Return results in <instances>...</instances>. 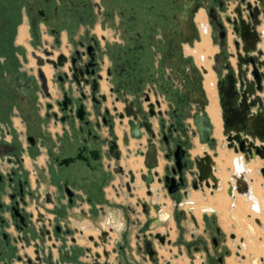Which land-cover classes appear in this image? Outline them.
Returning <instances> with one entry per match:
<instances>
[{
	"label": "flooded vegetation",
	"instance_id": "1",
	"mask_svg": "<svg viewBox=\"0 0 264 264\" xmlns=\"http://www.w3.org/2000/svg\"><path fill=\"white\" fill-rule=\"evenodd\" d=\"M207 1L215 6L216 3L219 5L227 0ZM5 2L6 0H1V9L4 8L3 13H6L8 22L15 17L13 23L15 21L19 23L25 9L29 20L34 25V33L40 37L42 32L40 26L43 23L52 37V44L46 49L50 51V55L36 56L44 60V64L39 65L38 73L39 70L43 71L42 68L45 65L52 67L51 85L45 74L50 96L44 94L47 98H52L47 102L46 118H53L56 123H61L63 132L53 134L49 128L40 127L39 112L33 110L32 106L24 115L27 125L25 140L28 142V149L24 147L18 136L11 135V139L0 138V264H6L14 258L18 259L20 264L23 260L25 264H38L40 259L45 258H49V264H58V260L52 261L53 248L58 249L60 256L63 257L64 253H68L70 236L73 237L75 258L76 253L78 255L85 253L87 249L76 244L81 238L83 229L80 230V238L74 237L77 230L67 221L71 215L75 214L76 209H79L82 215L85 203L92 206L90 213L96 216L94 209L102 204L105 186L110 180L111 166L106 162V158H115L117 162L114 169L125 173L123 166L120 165L122 150L119 141L122 140L124 146V131H129L128 122L127 124L124 122L122 126L117 123L114 128H111L109 117L105 118L102 114H96L92 100L83 99V91L91 92L94 84L100 87L99 92L102 95H108V101L105 104L111 108L112 105L109 104H112L120 92L126 93L128 104L141 100L140 104H143L146 110H148V104H161L162 107V104L175 102L181 105L184 98L179 94L180 87L171 81L173 89L169 90L167 82L168 78H171L173 67L178 68L175 62L174 66L171 65L175 58H182L189 63L194 60L193 54L180 52L178 44L189 39L191 47L194 46L193 41L199 39L201 34L196 25L195 7L197 8L196 5L202 1L34 0L33 3L25 5L26 0H15V7L12 9ZM250 8L253 12L252 17L242 21L240 35L243 39L241 48L245 46L252 52L250 49L259 39L256 24L261 27L264 23L263 9L258 2L253 4L252 0ZM208 15L212 27H217V33L212 36L213 42L219 44L221 49L215 56L211 70L218 76L222 73L227 76L230 57L222 49L228 46L233 36L231 31L227 35L219 30L215 12L210 14L209 11ZM100 16L115 22L114 26L109 27L107 34L98 35L94 31ZM64 33L72 46L70 51H64V47L66 48ZM190 47L186 48L190 49ZM60 55L65 57L64 64L56 68L54 63L58 62ZM204 58L205 56L202 55L201 61H204ZM197 67L204 77L203 70H207L204 67ZM168 68L171 72L167 74ZM93 77L96 78V83L87 82ZM40 80V87L43 90V81L41 78ZM216 86L221 98L223 131L232 134L239 131L243 135L247 133L246 138L251 139L256 119L255 108L248 111V102L239 104L241 97L234 94V104H238V108L234 109L230 104L233 92L226 82L221 79ZM51 89L58 92L55 99ZM110 89L114 92L111 93ZM66 93L74 101L68 103V109L64 110L63 102ZM146 96H149L150 100H146ZM262 96L264 97V93ZM97 99L102 101L100 97ZM82 103L86 105L87 110L91 111L84 121L76 117L78 104ZM118 103H123L125 106L123 100L116 102ZM161 107L156 105L155 110L158 112L162 110ZM162 111L163 116L156 115L151 119L158 120L159 129L156 130L155 126L153 127L154 137L142 128L144 135L147 134L152 139L158 138L160 150L164 151L165 158L170 161V164L165 166L164 175L159 176L160 180L167 174V167L175 166L173 152L179 144L189 152L188 142L183 138L182 110L177 106L175 108L169 106L168 110ZM126 118L125 116L124 120ZM105 119L109 123L106 124ZM118 125L124 127L122 134ZM203 125L202 121L201 126ZM104 128L108 129V136L103 135ZM213 128L212 124L211 137H213L212 133L214 135ZM40 130L42 136L38 137L35 133ZM8 133L10 134V131ZM29 137H32V140ZM214 137L217 139L215 135ZM40 147H45L47 161L32 179V173L25 166L22 152L27 149L30 157L37 158ZM136 151L131 150V154H136ZM145 153L144 151V155ZM168 154H170L169 158H167ZM202 161L201 171L197 168L196 171L205 178L206 170L202 167ZM128 177H130L129 174ZM39 203L45 206L49 215L37 210L36 206ZM48 204L51 206L48 207ZM73 209L74 212H72ZM208 220L209 224L205 221L206 232L210 229L211 222L216 223L214 218L211 220L208 218ZM220 233L217 230V235L212 236V242L216 248H218ZM90 237H94L97 241L95 236ZM137 237L140 242L143 241V252L149 255V258H155L158 254L155 239L153 249L156 253L150 255L145 241L151 237L141 232ZM53 240L55 241L53 244H47ZM32 245L33 256L26 250ZM24 252L27 256L22 257Z\"/></svg>",
	"mask_w": 264,
	"mask_h": 264
},
{
	"label": "rangeland",
	"instance_id": "2",
	"mask_svg": "<svg viewBox=\"0 0 264 264\" xmlns=\"http://www.w3.org/2000/svg\"><path fill=\"white\" fill-rule=\"evenodd\" d=\"M99 1V0H97ZM122 1V0H121ZM202 2L197 4V8L195 7L196 11V25L200 32L199 39H195L193 42L196 44V46H199V42L203 41V35H206L203 33V27H206V31L208 32L207 38L208 43H212L211 37L217 33V30L213 28L212 24L209 20V11H211L212 4L206 0H201ZM241 0H227L225 3L229 2L232 6H235L236 3H239ZM252 1V0H249ZM34 0H26L27 4L33 3ZM258 4L263 9V16L262 20L264 23V4L263 0H257ZM1 0H0V138L9 139L11 135L18 136L19 139H21L22 143L24 144V147L28 149V142L25 140V112L30 109V107L33 106V110L39 112V125L43 129L48 128V125L53 121V118L49 120L46 118V112H47V102L51 99L47 98L44 94L43 90H41L40 87V77L38 73V62L36 55H41L43 57L46 56L45 51L46 49L50 48L49 45L52 44V37L49 35L46 25L41 23L40 30L42 31L40 34V37L38 34L34 33V25L29 20L27 13L25 9H23L22 13V20L19 23H13L15 20V17L11 18L10 22L7 21V15L6 13H3V9H1ZM123 4V2H122ZM212 5V6H211ZM24 6V4H23ZM215 8L217 10V13L222 14L223 9L219 7V5L216 3ZM232 8V7H231ZM202 17V19L198 20V17ZM205 16V17H204ZM24 22V24H23ZM26 23V24H25ZM207 24V25H206ZM23 25V26H22ZM115 22L108 21L105 16H100L99 20L96 22V26L94 28V31L98 33V35L101 34H107V30L109 27L114 26ZM26 27L28 31H26V36L23 39V41L19 40V32L20 27ZM28 26V27H27ZM264 24L261 27H257L258 32L263 33L262 39H264V32L261 30L263 28ZM29 33V35H28ZM35 35L37 37H35ZM118 36V35H117ZM64 42L65 46L64 51H70L72 49V46L67 40V35L64 33ZM118 38V37H117ZM113 39V38H112ZM110 39V41L112 40ZM22 42V43H21ZM190 40L186 39L182 41V44L179 45V51L183 54H185L187 51L186 47H190ZM233 42V38H232ZM234 44V42H233ZM219 45V44H217ZM196 46H191L190 49L197 50L198 48ZM220 46V45H219ZM235 46V45H234ZM228 47V46H227ZM262 50H264V46L261 47ZM223 52L228 53L231 57H235L238 53V51L229 52L227 48L222 49ZM239 53L242 54V52L239 50ZM197 61L198 66L204 65L207 58L205 56L204 61H201V56L199 59H197V53H194ZM202 54V52H201ZM261 60H264V54L260 58ZM237 63L235 62L234 67L237 68ZM48 66V65H45ZM210 66V65H209ZM51 69V74L48 77L51 83V76L53 75L52 67L48 66ZM224 78L223 73L221 76L216 75L215 78V89L217 82ZM168 78V89L171 90L172 83L171 80ZM205 80V78H203ZM217 81V82H216ZM172 85H171V84ZM52 87V86H51ZM173 89V88H172ZM52 90V89H51ZM218 92V90H217ZM216 92V95H217ZM52 93L55 94L58 92H54L52 90ZM219 94L217 96V99L219 101ZM54 99V98H53ZM188 105L185 106V109L182 113V124H183V133L186 135L185 139L188 142L189 145V151L192 150V153L195 151L196 148H194L193 145V139L191 136H189L191 133L188 131V128L185 126V121H187L188 118H191V113L193 106L192 104H184ZM220 105V104H218ZM168 106L173 107V104H168ZM167 106V107H168ZM204 107V106H203ZM169 109V108H168ZM167 109V110H168ZM171 116V115H170ZM167 120H169V116H167ZM10 131V134L8 133ZM41 130L35 134L39 136H42ZM189 134V135H188ZM22 135V136H21ZM21 136V137H20ZM151 137L149 136V139ZM11 139V138H10ZM152 140V145H155L156 142ZM218 142L215 144V147L217 148V153L219 156V153L221 150L230 151L226 145V138L223 137V139H217ZM196 144H199V141H195ZM206 145V144H205ZM225 147H224V146ZM157 146V144H156ZM158 147V146H157ZM207 147V145H206ZM41 150L37 154V158H42L44 155H47L45 151V147H40ZM202 148V147H201ZM25 149L24 151H26ZM203 149V148H202ZM208 149V147H207ZM204 150V149H203ZM234 150L230 151L233 153ZM190 152L192 158L194 156ZM240 154V153H239ZM201 156H204L203 152L200 154ZM210 155L214 159L212 163V172L217 175L218 181L217 184L219 185L218 189H211L205 186L204 189L199 188V192H194V189L191 187V180L192 176L188 174V180L189 184L188 187H190V190L194 195L201 196V198L192 199V200H186L184 195V192L179 193V195L175 199H169L167 204H160L158 206V209L155 210V213L157 214L154 218H152L150 221H146L144 227L142 229H139L137 224L134 222L136 215L132 213L131 208L128 207L127 201L124 203L115 202L114 200H120L118 198L124 197L125 200L127 196H131V191H129L126 187V175L124 173H117L116 171H110L111 172V179L109 180V183L105 186L107 196L110 198H105L103 200L102 205V217L105 218L107 215H109V212L112 211L113 215L111 217L112 225L114 222V219L117 217H123V228H116L113 230L112 225L111 226H103L96 224L95 221H92L93 225H96L98 228L97 230H91L87 233L94 235H97V233L93 231H97L99 234L97 236V241L100 242L99 237L101 236L102 230L109 231H115L116 234H118L119 240L114 243V239H108L105 243H100L98 247H95L92 245L91 248L92 253L93 252H99L101 254L100 261L102 262H110V263H120V264H167L169 261L170 264H256L255 259L257 258V261L259 264H264V255L261 257L258 256V252L256 253L257 246L262 247V252H264V177L260 172V168L256 169V162L253 161L250 165L246 166L244 160H241L239 158H236L240 155H235V152L233 153V164H230L231 168L228 177V186L230 183L235 184V179L233 178V175L236 174L239 176V174L246 171L248 173V180L252 185L257 183L259 185L261 194L260 196H257V199H246V206L244 211H240L236 213L235 207L232 206L231 212L229 213V218L231 222H226L225 219H222L224 216V212L221 209H218L216 207V203L212 204V196L218 194L221 190L222 186V172L221 167L217 164L215 161L218 159V157H213V152L210 150ZM236 156V157H235ZM45 157V156H44ZM241 157H244V154H241ZM1 159V155H0ZM249 159V158H248ZM128 160H124L122 162V166L125 170V172L128 173V170H130L127 166ZM170 162V161H169ZM168 162V163H169ZM203 162V161H202ZM35 166V172H39L40 169L39 165H36L37 163H33ZM195 169V167L193 168ZM114 172V173H113ZM116 172V173H115ZM256 172V173H255ZM258 175V176H257ZM129 181V180H128ZM149 181V179H148ZM209 183L212 184V179L208 177ZM141 180L137 182L136 184L140 185ZM165 185V184H164ZM166 187V186H165ZM228 190V189H227ZM142 189H139L136 194L141 195L140 192ZM214 192V193H212ZM207 193L208 197H204L203 194ZM224 193V192H223ZM225 195L230 197L234 200V197L230 196L228 194V191H226ZM239 195V194H238ZM105 196V195H104ZM133 196V195H132ZM147 197V194H145ZM248 197V196H247ZM248 200V201H247ZM111 201V202H110ZM193 201V202H192ZM165 207L167 208L165 210ZM37 210L42 212L45 215H49L50 213L45 209V206L42 203H39L36 206ZM190 208V209H189ZM141 210L140 218L142 220H146L145 214L142 212V208L139 207ZM74 212V209L72 210ZM71 212V213H72ZM98 213V214H97ZM96 216L99 217V213L97 212ZM119 213V215H118ZM166 213V215L164 214ZM76 214V213H75ZM192 215L196 218L198 222V227L195 225ZM208 216V218L211 220L215 218V224L211 222L210 229L206 232V222L204 217ZM76 221L75 216L71 215L68 219L67 223L70 224L72 228H75L76 230H81V225H84L83 218L78 216L76 214ZM259 218L260 221L257 219ZM257 219V220H256ZM90 222V221H88ZM260 224H259V223ZM116 224V223H115ZM255 226V229H251L249 225ZM147 227H152L153 233L163 232V234L168 233L167 237L172 239V244L168 245L167 243L165 245H161L157 239H155L156 247L163 246L160 250V253L158 251V254L155 258L151 259L149 258V255L145 254L142 250L143 248V241L140 243L137 242L138 239L135 236V232L139 230L141 233H145L147 230ZM109 227V228H108ZM107 228V229H106ZM217 228L220 229V236H219V244L218 248H216L212 242V236L217 235ZM94 229V228H93ZM260 229V232H259ZM76 231V232H78ZM174 232V233H173ZM169 234H172L171 237ZM232 234H234V238H232ZM149 236V234H147ZM173 237V238H172ZM170 239V240H171ZM158 243V244H157ZM94 244V243H93ZM88 245V244H87ZM121 245L123 248L121 249ZM94 248L96 249H93ZM140 246V247H139ZM238 246L240 248H238ZM29 248V247H28ZM104 250H107L109 252L108 258L104 254ZM236 252L240 253V256L236 254ZM250 252V253H249ZM178 255L177 258L175 255ZM264 254V253H263ZM27 256V253L24 252L22 254V257ZM76 258L70 259V261L66 260V262H63L62 257L60 259V262L58 264H92L93 258L90 254H87V252H83L82 254L76 253ZM81 256L84 257V261L80 259ZM241 256H245V258H241ZM18 259H12L9 260L6 264H15ZM23 263L26 262L23 260ZM21 263V264H23ZM38 264H49V258L40 259Z\"/></svg>",
	"mask_w": 264,
	"mask_h": 264
},
{
	"label": "water",
	"instance_id": "3",
	"mask_svg": "<svg viewBox=\"0 0 264 264\" xmlns=\"http://www.w3.org/2000/svg\"><path fill=\"white\" fill-rule=\"evenodd\" d=\"M257 0H253V4L256 3ZM250 4H252V1L249 0H241L239 3H236L234 7H232L231 3H220L219 7L223 9V13H217V10L215 6L211 8L210 14L212 12L216 13V21L218 22V28L222 32H225L227 35L231 31V35L234 37V45L236 48V51L238 53L237 56V68L232 65L230 61L228 65V75L224 76L223 81L226 82L228 85V88L233 92V96L231 98L230 104H232L234 109L238 108V104H234L235 101L233 100L234 94L239 95L241 97L239 104L241 102H248L249 107L248 111L250 109L256 108V119L254 122V131L252 133V138L248 139L246 138V135L241 134V132H235V133H226V131H223V134L226 136V139L228 141V147L233 148L236 153L242 152L245 155L246 161L251 159H255L257 156H259L261 159L264 160V97L261 95L264 93V60H261V56L264 54V51L258 46V44L262 41L263 33L259 32L258 36L259 39H257L256 45L251 48L252 52L248 51L245 46H242L241 48V41L243 39L240 35V26L242 21L245 18L252 17V10L250 8ZM232 7V8H231ZM212 16V15H211ZM259 26V24H256V28ZM217 29V27L215 28ZM243 51L242 54L239 53V50ZM46 55H50V51H45ZM37 57L38 65L44 64V60L39 57ZM79 57V56H78ZM80 58V57H79ZM64 55H60L58 58V62L54 63L55 67L58 66L61 67L64 64ZM50 62V61H49ZM109 76V74H108ZM39 77L43 81V90L44 93L47 96H50V93L48 91V85L47 80L44 72L42 70H39ZM98 78H100L98 76ZM92 81L93 83H96V78H91V80H87V82ZM100 87H96L94 84L91 88V92L87 93L83 91L82 96L83 99H91L94 103L93 109L95 110L96 114H102L104 117H109L110 127L114 128V125L117 124V119L119 121V124L122 126L124 125V118L125 116L129 119L128 125H129V131H124V138L123 143L124 146L128 149V154L130 156L131 150L128 148L130 145V139H141L144 135V132L142 128L146 129V132H148L152 137H154V123L151 120L153 117L157 116H163L164 112L162 110H159L158 112L155 110V106L161 107V104H148V110L144 108L143 104H140L141 100L133 101L132 104H128V99L126 96V93H119L118 96H116L112 102V108L108 106V95H102L100 92ZM110 92L113 93L114 90L110 89ZM99 93V94H97ZM260 93V94H259ZM98 95V96H97ZM112 96V95H111ZM97 97H100L102 101L98 100ZM122 97V98H121ZM78 98H76L77 100ZM223 99V98H222ZM229 99V97H228ZM123 100L125 102V106L122 110H120L116 104V102ZM146 100H150L149 96H146ZM74 99L70 98L68 94L65 95V100L63 102L64 110L68 109L69 104L73 103ZM104 103V104H102ZM71 105V104H70ZM224 104H222L223 106ZM168 113V111L166 112ZM91 111L86 109V105L84 103L78 104L77 108V118H79L81 121H84L86 119L85 117L87 115H90ZM194 123L196 124L198 131L200 133L201 141L202 142H208L215 146L216 139L214 137H211L212 132V125L210 122V119L206 115H199V113H196L193 116ZM203 121V126H201V123ZM92 122L91 120L89 121ZM87 122V123H89ZM108 120L105 119V123H109ZM163 122V121H162ZM185 126L187 128H191L192 126L189 123H185ZM203 127V128H202ZM196 135V132H194V136ZM30 140H32V137H29ZM257 140L260 142L257 143ZM213 157H217L218 153L217 151H212ZM141 154L144 155V151L142 148L138 149L136 151V155ZM204 156H196L192 158L190 152H187L186 149L182 148V145L179 144L176 148V150L173 152L174 158H175V166L173 167H167L166 172L167 174L163 177V181L168 192L172 195L181 192V188L188 187L189 180H188V174L192 176L191 185L194 189L203 188L204 184L206 187L211 188L213 190L218 189L219 185L212 179V174L210 178L212 179V184L209 183L208 178H202L200 172L196 171V168L201 171L200 163L204 158H207L208 156L211 157L210 152L208 150H205L203 152ZM249 156V159H248ZM170 157V154L167 155V158ZM67 162V159L65 160ZM195 167V169H193ZM171 171V173H170ZM260 172L264 177V164L260 168ZM128 174L130 176L129 181L126 183V187L129 191H132L134 183L136 182L135 174L132 170L128 171ZM158 175V174H157ZM238 177H240L243 182L245 180V183L248 185V182L245 177V173L239 174V176L236 174L233 175V178L236 180L235 184L230 183V188L228 190L229 193H232L233 190H235L238 186ZM250 191V186H247ZM184 190V195H188V190ZM214 193V192H212ZM151 194V192H150ZM145 212L148 211V205L143 204ZM192 219L195 223V225L198 227V222L194 215H192ZM205 221L209 224L208 216L204 217ZM214 221L215 218H214ZM259 223V222H258ZM260 224V223H259ZM217 230L220 232V229L217 228ZM109 231L102 230L101 236L99 237L100 242L96 241L94 237H90V240L93 241L94 246L98 247L100 243H105L106 240L109 238ZM149 236L150 239H147L146 242V248L150 255H153L156 253V250L154 251L153 246L155 247V244L153 242L154 239H157L161 245L172 244V240L167 239L166 234L162 233H156L153 234L150 233ZM232 238H234V234L231 235ZM238 248H240L238 246ZM85 252L87 254H90L93 258L92 264H112L110 262H102L101 254L99 252L92 253L91 248L85 249ZM105 256L108 258L109 252L107 250H104ZM237 255L240 256V253L237 252ZM242 258H245V256H241ZM115 264V263H113Z\"/></svg>",
	"mask_w": 264,
	"mask_h": 264
},
{
	"label": "crops",
	"instance_id": "4",
	"mask_svg": "<svg viewBox=\"0 0 264 264\" xmlns=\"http://www.w3.org/2000/svg\"><path fill=\"white\" fill-rule=\"evenodd\" d=\"M232 7H234V6H232ZM261 30L264 32L263 29H261ZM211 39H212V37H211ZM199 44H201V41L199 42ZM194 46H196V44H194ZM258 46L260 48L264 46V39H262V41L258 44ZM196 47H198V46H196ZM226 48L228 49L229 52H234L236 50L232 40L229 41L228 47H226ZM203 49L207 51L206 52V54H207L206 58H208L207 61H209L210 68H211V67L214 66L215 56L220 53V50H221L220 46L215 44L213 42V39H212V43L210 44V46L203 47ZM241 52L243 53L242 49H241ZM234 56L235 57H231L229 55V57H230L229 61L232 63L233 66L235 65V62H237V56L236 55H234ZM193 58H194V60L191 63L185 62V60H183L182 58L181 59L180 58H175L174 61H172L171 65L174 66V62H175V64L178 66V68H174L173 67V71H172L173 73H172L170 79H171V81L174 84H176L178 87H180L179 88L180 89L179 90V94H180V96H183V98H184L183 102L181 103V105L180 104H176L174 102L173 103V107L174 108L176 106L179 107L182 110V113H183V111L185 109V106L186 107L188 106V105H184V104H192V106H193L192 113H191L192 114L191 118H188L187 121H185V122L191 124V126H192V129L188 128V131L191 133L190 135L189 134L188 135L191 136V138L194 141L193 142L194 148H197L198 146H200V147H202L204 149V150L202 149L201 152L196 153V154L192 153V150L189 151V152L192 153V155L194 157H196V156H199L205 150H208L209 152L211 150V152H212V151H217V148L214 145H212V144H210L208 142H202L201 141L200 133L198 131V128H197L196 124L194 123L193 116L196 113H199V115H201V116H203V115L208 116V118L210 119L211 125L213 124L209 114L207 113V106H208V104H210V95H209V92H208V90H207V88L205 86V80L203 79L204 77L201 74V72L198 70L196 57L194 55H193ZM169 71L171 72V69L168 68L167 69V74L169 73ZM104 74H105V72H104ZM214 74H215V78H216V73L214 72ZM224 74H225V71H224ZM107 91H108V87H107ZM216 92H217V89H216ZM54 95H55V97H54V99H55L56 98V94H54ZM216 96H218V92H217ZM218 98H219V101L217 99L218 104L221 105V98L220 97H218ZM110 102H111V100H110ZM109 105H111V104H109ZM117 106H118L119 109H122V107L124 105H123V103H118ZM167 106H168V104H162V107H161L162 110H167L169 108V106L168 107ZM49 120H51V118ZM153 121H154L155 129L158 130L159 129L158 128L159 127L158 126V120L156 118H154ZM124 122H125V124H127L128 118H126L124 120ZM117 123H119L118 120H117ZM48 128L52 131L53 134L62 133L63 132L61 123H56L54 119L48 125ZM123 128L124 127L119 126V131H120L121 134L123 132L122 131ZM26 129H27V125L25 123V130ZM194 132H196L195 136H194ZM213 132H214V128H213ZM117 133L119 134L118 130H117ZM25 134H26V131H25ZM222 134H223V132H222ZM103 135L104 136H108L109 135L107 128L103 129ZM212 136L214 137L213 133H212ZM185 137H186V135L183 134V138H185ZM223 137L226 138V136L224 134H223ZM10 138H12V136H10ZM196 140L199 141L200 145L195 143ZM153 141L156 142L158 147L156 146V144L152 145V141L149 139V135H147V134H145L141 139L131 138L130 145H129L128 148L130 150H133V152L135 150H138V148H142L146 153H145V155H136L135 153H132V154H130V156H129L128 151H127L128 149L123 146L122 140L119 141V144H120L121 150H122V158H121V161H120V165H122V162L124 160H129L131 158L140 157V158H142V161H143V164H142L143 166L138 169V173L134 172V170H132L133 173L135 174L136 180H137V178L141 180L140 185L139 184L137 185L136 182L134 183V185H132L133 189L130 192L131 196H127L126 197L127 200H125L124 197L118 198L120 200H114L115 202H119V203H124L125 201H127L128 207L131 208L132 213H134V215H136V217H137V218H135L134 222L137 224L139 229H142V227H144L146 221H150L152 218H154L157 215L155 213V210L158 209V206L160 204H162L164 202H165L164 204H167L168 198L176 200V197L179 195V193H182L185 190V189L181 190V192H179L178 194L172 195V194H170L168 192L167 188L164 185V182L160 181V177L159 176L164 175L165 166L170 164V162L165 158L164 151L160 150L159 143H158V138L153 139ZM216 141L218 142L217 139H216ZM224 143H226V145L228 147L227 139H226V142H224ZM257 143L259 144L260 142L257 140ZM205 144L207 145L208 149H207ZM228 149L230 151L234 150L233 148H229V147H228ZM234 152L235 151H233V153ZM236 154L240 155L238 157L235 156L236 158H239L240 161L244 160L245 155H244V157H241V154H243L242 152H238V153L235 152V155ZM22 155L24 157L25 166L31 171L32 179H33L35 177L34 174L37 173V172H35L36 169L33 168L35 166L33 163H37L36 165L40 164L39 167H41V165L45 166V163L47 161V155H44L45 157L43 156L42 158H38L37 160L34 159V157H30L29 154L27 153V150L23 151ZM253 161H255L256 164L259 163L258 165H256L255 171H257L258 168H260L264 164V160L261 159L259 156H257L255 159H251L250 158V160H248V161H246V159L244 160L246 166L250 165ZM106 162H108L110 164V166H111V169L109 170V174L111 175L110 171H116L114 169V165H115V163L117 161L113 157H108V158H106ZM228 170L230 171L231 168H228ZM117 173H120V172H117ZM244 173H245L246 179L248 180V178H247L248 173L246 171H244ZM124 174L126 175L125 179L128 182L130 177H128L127 172H125ZM110 179H111V177H110ZM148 179H149V181H148ZM139 189H142L144 191L143 195L136 194ZM186 190H188V195L185 196L186 200H192V197H193L194 194L190 190V187H187ZM198 190L199 189H197V190L194 189V192H199ZM105 191H106V189H105ZM201 191H202V189H201ZM150 192H151V194H150ZM145 194H147V197L145 196ZM104 195H105L104 196L105 198L110 199L107 196L106 193ZM203 196L204 197H208V194L204 193ZM210 196H212V198H214L215 197V193H214V195L212 194ZM199 198H201V196H198V199ZM143 204H147L148 205V211L147 212H145ZM102 205H103V201H102V204H99L98 207L96 209H94L95 210V214L97 212H100L99 215H98L99 216L98 218H97V216H94L93 214L90 213V210H91V207H92L90 204H87V203L84 204V206H83V210L84 211H83L82 215L79 213L80 210L76 209L77 211L75 213L78 216L82 217L83 221H84V223H83L84 225H81V227H80L81 229H83L82 235L80 234V230L79 231L77 230L78 232H76L74 234V237H77V238H80V235H81V238L78 239L77 243H76L79 246L88 248V247H92V245H94L93 242H91L89 240V237L92 234L87 233L88 231L91 232V230H97L98 231L97 226L93 225L92 221H95L96 224L98 223L97 221H99L101 223L103 222V224H104L103 226H111L112 225L111 222H112L113 218L111 219V217L113 215L112 214L113 212L110 211L109 215H107L105 218H103L102 217V213H101ZM47 206L50 207L51 204H48ZM139 207L142 208V212L145 214L146 220L145 219L142 220L140 218L141 210L139 209ZM76 214H73V216H75V220L74 221H76V219H77L76 218ZM118 215H119V213H118ZM88 221H90V222H88ZM123 226H124L123 217L122 218L121 217H117V218L114 219V222H113V225H112L113 230L116 229V228L117 229L118 228L121 229V228H123ZM146 227H147V225H146ZM151 228L152 227H149V228L147 227L146 228L147 230L145 231V233L146 234H150L151 232H153ZM97 231H93V232L97 233V235H94L96 238H97V236L99 234ZM138 233H139V230L135 232V236H136L137 239H138V237H137ZM141 234H143V233H141ZM108 239H111V240L114 239V243H115V242H117L119 240L118 234H116L115 231H110ZM72 241H73V237L70 236L69 240H68V247H67L68 248V253L67 252L64 253V256L62 257L63 262H66V260L70 261V259L75 258L74 249H73L74 243ZM54 242H55L54 240L53 241H49L47 244L48 245L49 244H53ZM137 242L140 243L139 239H138ZM93 249H96V248H94V246H93ZM26 250L30 253L31 256L34 255L33 245L30 246L29 248H27ZM256 253L258 254L259 257L264 255L263 254L264 252H262L261 245L257 246ZM84 257L85 256H81L80 259L82 261H84ZM60 259H61V256L59 254L58 249L53 248L52 261L58 260L60 262ZM261 259H263V258L261 257ZM15 264H20V263L18 261H16Z\"/></svg>",
	"mask_w": 264,
	"mask_h": 264
},
{
	"label": "bare ground",
	"instance_id": "5",
	"mask_svg": "<svg viewBox=\"0 0 264 264\" xmlns=\"http://www.w3.org/2000/svg\"><path fill=\"white\" fill-rule=\"evenodd\" d=\"M263 4H264V0H263ZM199 19H202V17L201 16L198 17V20ZM23 24H24V22H23ZM263 28H264V26H263ZM26 31H28V30L26 29L25 26L24 27H20V32H19V40L20 41H23V39L25 38V36L27 34ZM203 33L206 34V35H203L204 39L201 42V44H199V46L197 47L198 48L197 50H193L192 51L191 49L187 48V51H188L187 53H190V54H193V55H195L194 53H197V59H199L201 55L207 56V54H206L207 51L204 50L203 47H208L211 44V43L210 44L208 43V38H207L208 32L206 31V27H203ZM28 35H29V33H28ZM201 52H202V54H201ZM207 60H208V58H207ZM207 60L204 63V65L201 64L202 67H204L207 70L206 73L204 74L205 86H206V88H207V90L209 92V95H210V104H208V106H207V113L209 114V116H210V118L212 120V123L214 125V135L217 137V139H223L221 108H220V105H218L217 96H216V89H215V74L211 70V68L209 66L210 65L209 61H207ZM42 69L44 71V74H46V76L49 77L50 74H51V69L48 66H44ZM201 150H202V148L200 146H198L193 153H195V154L199 153V152H201ZM233 158L234 157H233V153L232 152L226 151V150H221L220 153H219L218 159L215 160L217 162V164L221 167V172L223 174H222V186L220 187L221 191L218 194H216L214 199H212V204L216 203V207L218 209H221L224 212V216H223L222 219H225V221L229 222V223L231 222V220L229 218V213L231 212L232 206L235 207L236 213H238L240 211L243 212L245 207H247L246 204H245L246 199L247 198H248V200L249 199H257V196L258 195L260 196V194H261L260 187H259V185H257V183L252 185L250 183V181L246 179L247 182H248V185H247L245 183V180L243 182V180L240 177H238V180H237L238 186H237V188L235 190H233L232 193L228 192V194L230 196H232V198L234 197V200L231 199L230 197H228L227 195H225L226 191H228L229 188H230V185L228 186V184H227L228 183V177H229V173H228L229 170L227 171V167H230V164H233V161H232ZM248 158H249V156H248ZM213 160L214 159L212 157H210V156H208L207 158H204L203 162H202V167L204 168V170H206L205 178H208V177L210 178L209 174L210 175L212 174V179L217 183L218 177H217L216 174H214L212 172ZM142 164H143V161H142V158H140V157L131 158L127 162L128 168L130 170H134V172H137V173H138V169L143 166ZM138 181H140V179L137 178V182ZM247 186H250L251 191H250V189ZM140 194L143 195L144 191L142 190L140 192ZM194 198L197 199L198 198V194L197 195H193L192 199H194ZM166 209L167 208L165 207V210ZM164 214L166 215V213H164ZM257 219L260 221L259 218H257ZM98 225H102V224L99 222ZM249 226H250L251 229H255V226H252L251 224ZM259 232H260V229H259ZM158 233H162L163 234V232H158ZM167 235H168V233H167ZM169 235L171 237L172 234H169ZM167 239H171V238H169V236H168ZM162 247L163 246L156 247L157 250L159 251V253H160V250H161ZM93 253H95V252H93ZM255 263L259 264L258 261H257V258L255 259Z\"/></svg>",
	"mask_w": 264,
	"mask_h": 264
},
{
	"label": "trees",
	"instance_id": "6",
	"mask_svg": "<svg viewBox=\"0 0 264 264\" xmlns=\"http://www.w3.org/2000/svg\"><path fill=\"white\" fill-rule=\"evenodd\" d=\"M6 5H8V7L10 9L14 8L15 7V0H6ZM0 34H3V33H0Z\"/></svg>",
	"mask_w": 264,
	"mask_h": 264
},
{
	"label": "built area",
	"instance_id": "7",
	"mask_svg": "<svg viewBox=\"0 0 264 264\" xmlns=\"http://www.w3.org/2000/svg\"><path fill=\"white\" fill-rule=\"evenodd\" d=\"M201 67H202V66H201ZM202 68H203V67H202ZM203 71L206 73L205 70H203ZM164 245H165V244H164ZM236 253H237V252H236ZM177 256H178V255L176 254L175 257L177 258ZM241 258H242V257H241ZM167 264H170V262L168 261Z\"/></svg>",
	"mask_w": 264,
	"mask_h": 264
}]
</instances>
